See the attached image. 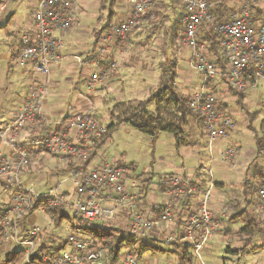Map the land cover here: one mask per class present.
I'll list each match as a JSON object with an SVG mask.
<instances>
[{"label":"built area","instance_id":"built-area-1","mask_svg":"<svg viewBox=\"0 0 264 264\" xmlns=\"http://www.w3.org/2000/svg\"><path fill=\"white\" fill-rule=\"evenodd\" d=\"M77 1H37L32 13L35 33L24 30L20 35L21 47L17 62L21 66L33 63L34 74L38 78L33 80L30 94L21 108L1 126L0 144H12L27 126L45 123L42 109L51 84L50 67L59 64L62 58L59 52L61 42L55 36V31L64 32L71 27L72 9ZM260 1L243 0L239 11L229 20H214L208 0H178L184 9L180 42L194 51L190 66L201 78V86L187 97V105L202 120L210 154L216 151V143L227 137L234 128V122L211 93L210 82L221 76V71L206 57V44L199 42L197 31L206 24L219 36L227 60L225 83L237 92H244L250 83L256 84L259 79L264 80V23H258L255 18V9ZM127 3L130 13L125 20L111 25V38H125L136 28L152 0H127ZM99 61L93 62L96 70L87 82L88 89L107 79L110 70L116 68V62H109L105 66L100 65ZM57 124L58 128L45 132L40 139L27 142V136H23L24 141L17 145L15 158H0V178H6L14 185L9 209L0 217V228L5 243L18 246V250L22 251L23 259L20 264H138L133 248L112 263L108 261L107 253L99 243L92 242L83 235L71 233L59 242L55 238L42 236L44 231L39 227H32L25 235L21 230L22 221L34 208L53 211L61 205L72 206L75 214L87 223L101 219L107 226H117L115 223H119L117 227L145 238L162 223L174 227V211L183 208L191 198L197 200L184 218L185 225L180 240L192 247L200 264H205L201 251L208 239L219 230V223L213 218L210 206L214 187L212 182L203 188L198 181L184 180L179 175L170 176L164 181L169 184L167 198L156 217H149L140 209L141 194L139 196L128 190L125 184L127 169L121 165L104 163L95 168L88 166L83 170H71L68 174L76 185V199L71 203L68 202L67 193L58 189L59 184L44 193L22 184L19 172L31 163L26 146L39 144L42 151L63 159L77 158L79 162H84L96 140L106 132V126L99 123L94 110L90 108L66 111ZM217 153L218 156L229 159L237 155V149L232 146ZM209 175H212L211 169ZM257 198L258 208L264 213V187L258 189ZM103 201L107 203L103 204ZM127 218L128 226H123L122 222ZM41 237L45 242H40ZM166 240L173 241L170 232L167 233ZM52 241L60 245L58 251L54 249Z\"/></svg>","mask_w":264,"mask_h":264},{"label":"rangeland","instance_id":"rangeland-1","mask_svg":"<svg viewBox=\"0 0 264 264\" xmlns=\"http://www.w3.org/2000/svg\"><path fill=\"white\" fill-rule=\"evenodd\" d=\"M33 2L35 0H3L2 2L0 9V76L4 68L7 67V59L3 56L4 53L8 52L10 41L14 40L15 37H20L24 26H27L28 20L30 23L33 21ZM260 3L264 4V0H261ZM95 12L93 9H89L86 17L78 15L77 19H74L71 26V31L75 32L74 37L71 36L74 40L81 38L78 37L79 32L87 31V29H91L96 25V18L92 15ZM5 32L9 34L5 36ZM159 37L162 38L161 31L159 32ZM161 46L159 44H157V47L153 44L144 45V43L140 44L134 40L132 42V55L134 56L127 54L124 59L116 57V62L120 65V76L115 77L109 82L108 79H105L98 83L97 86H94V89L92 88V95L96 97V100L92 102V107L86 109L90 108L94 110L96 118L101 125L107 126L110 123L108 112L116 102L130 99L145 100L149 98L150 90L155 89L159 82V64L165 60L175 58L179 66L178 68L182 70L186 69L184 71L187 74V79L190 76L189 80L191 83L189 85L186 84L187 80L184 73L178 72L177 76V86L183 94L187 95L186 97H188L190 92L192 93L199 89L201 86L200 75L190 66L188 61L191 49L179 44V50L175 52V46L170 44L169 40H163ZM206 57L211 60L207 54ZM99 64L101 65L100 62ZM22 68H15L19 75L12 79L13 86L9 87L7 94L1 98L4 101L5 109L10 110L11 105H15L16 101L24 97L27 92L30 75L29 73L24 74L26 72ZM95 70L96 67L87 70L85 68L84 71L75 76L78 91H86L87 76L91 75ZM212 81L216 83V86L211 87V93L216 96L219 103H228V111L226 113L231 117L235 125L233 130L223 139V143H221V147L219 146V148L225 150L234 146L237 149V155L234 158H222L218 156L217 151L210 154L207 138L199 136L202 132L198 134V130L200 129L199 121L192 117L187 127L185 126V132L187 134L186 137L191 138H188V140H192L194 144L181 147L176 146L175 138L169 132L159 131L156 135L152 136L140 132L127 123L117 125L106 144L102 146L97 152L96 158L90 163V168H95V164L100 165L104 163L121 165L126 169L127 167L132 168L133 178L128 179L127 182L129 184L135 182L140 185L134 190L139 196L143 188L141 185H144V182L149 178L151 179V183L149 182L151 188L155 187L160 180L168 179L172 175H179L184 180L198 181L197 183L201 186L202 182H200V179L205 181L206 186L212 182L214 184L213 191H216L214 195L216 204L220 200L219 204L222 210L224 209L228 215L223 219L224 222L221 224L225 232L221 233L222 226H220L215 236L209 238L208 244L204 245L201 251L204 263L264 264V244L251 250L252 246L264 242V232L262 236H260L259 232L253 236H249L248 234L250 243L244 247L243 238L246 233L243 229L245 223L239 217L231 218L232 213H235V211L246 210L248 220L253 219V223H256L258 226L264 223V221L255 216L259 211L261 212L258 208L259 202L258 198H256V193L253 192L251 194L253 204L248 207L244 201L246 194L243 195L242 188L245 176L250 178L261 167H264V141L261 138L263 135L264 104L258 105L259 115L250 121L245 118V113L242 111L240 105L236 103V99L234 101L231 99L232 96L227 84H224L219 76L212 79ZM211 82L210 84L212 85L213 83ZM59 83L63 88L61 92H65L69 104L73 94V91L69 87V82L64 80L63 77ZM221 83L222 85L224 84L222 88L219 86ZM49 91L48 94H50ZM57 92L59 93V91ZM258 98L264 102V90L259 92ZM67 108L69 109L66 111H76L72 107ZM154 108V103H150L146 106L145 110L148 113H152ZM250 111L257 110L250 108ZM42 126L43 124L37 126L29 125V127L36 130ZM192 126L194 129L191 128ZM195 132L198 134L196 137L193 136ZM256 137L260 138L263 143L261 148L256 143ZM75 160L74 164L76 162L79 163L77 158ZM210 169L212 175H209ZM19 177L21 183L26 184L24 182L25 180L28 181V177H24L23 174H20ZM57 184H59V190L67 193L69 203L76 199V185L72 178L69 177V174L65 172L57 173L56 179L46 180V182L35 180L32 185L27 184V186H32L36 192L44 193L50 187ZM256 209L258 212H256ZM32 211L37 214L35 215L36 224L44 231L42 236L55 238L59 242L71 233L83 235L89 239L94 238L91 232L83 231L81 228L86 225L98 228L106 224L103 219L87 223L81 216L75 214L72 206L63 207V210L60 209L56 218H52L45 210L34 208ZM111 222L114 224L113 220ZM128 222L127 218L122 222L123 226H128ZM115 224L119 226V223ZM123 235L126 238H135L136 242L133 246L127 245L121 248L120 255H124L127 250L133 248L138 264H180L182 254L173 243L167 242L166 236L164 239H160L156 234L150 233L147 237L140 238L139 236L130 234L128 229H123ZM18 249V246L5 243L0 250V264H6V260ZM184 262L185 264H200L192 249L190 251V259H185Z\"/></svg>","mask_w":264,"mask_h":264},{"label":"crops","instance_id":"crops-1","mask_svg":"<svg viewBox=\"0 0 264 264\" xmlns=\"http://www.w3.org/2000/svg\"><path fill=\"white\" fill-rule=\"evenodd\" d=\"M38 0H35L32 4V11H34ZM243 0H208L211 6V11L213 15H215L219 20H229L234 14H236L241 6ZM3 0H0V9L2 7ZM89 9H93L96 11L92 14L96 18V25L91 29H87V31L79 32L77 35L81 37L79 39L74 40L71 36L75 35V32L71 31V27L66 31H55V36L59 38L61 45L59 52L62 56L61 61L57 65H51L50 67V79H51V87L50 91L45 99V103L43 106L44 116L46 117L45 123L41 128L38 130L27 126L20 136L16 139L15 142L12 144L3 143L0 144V158H15L17 155V145L22 144L24 140H22L23 136L26 137V141L36 140L42 138L45 132L50 131L52 129L58 128L57 122L61 120L64 115L66 114V110L69 109L67 107H72L75 110H84L88 107H92V102L96 100V97L92 95L93 89H87L86 91H78L77 90V82L75 81V76L78 73L84 71V69H92L95 68L93 62L99 61L101 65L107 66L109 62H116L117 58L124 59L126 55L133 54V47L132 42L135 40L138 41L140 44L144 45H161L163 44V40H169L170 44L175 46V52L179 50L178 45L182 46L183 44L180 42L181 32H182V22L181 17L184 13L183 7L180 5L178 0H152V3L149 9L143 14L140 22L138 23L137 27L131 30L125 38H111L109 36L110 27L112 24L123 21L130 13V7L127 3V0H78L75 2L74 7L72 9L73 21L77 19L78 15H83L86 17L87 11ZM114 18V20H113ZM255 18L257 19L258 23H264V4L258 3L255 9ZM30 19V18H29ZM72 21V23H73ZM27 26H24V30L29 32L35 33L34 22L27 21ZM72 26V24H71ZM23 30V31H24ZM162 33V38L159 37V32ZM209 28L206 24H203L199 27L197 31V39L199 42L206 44L205 38L208 37ZM9 33H4V35H8ZM74 37V36H73ZM102 41V42H101ZM11 43L8 45V52L4 53V56L7 59V67L4 68L1 76H0V128L3 123L10 118L14 113H16L21 106L26 101L27 97L31 91V85L33 80L37 79L38 77L34 74V65L33 63H28L24 66L19 65L17 62V55L18 51L21 47L19 37H15L14 40L10 41ZM182 44V45H181ZM185 46V45H184ZM189 48V47H188ZM220 54H223V48L221 44L218 45ZM99 49V51H98ZM104 52H102V50ZM191 49V48H190ZM102 52V54H100ZM193 50L191 49L190 56L188 58L189 64L191 61V57L193 55ZM134 56V55H132ZM224 59L226 60L224 54ZM132 58V57H131ZM227 61V60H226ZM214 62V61H213ZM117 64V62H116ZM119 63L115 69L110 70L108 76V82L115 77L120 76L119 72ZM24 67V68H22ZM177 65V76L178 72H182L185 74L186 69L182 70L178 68ZM15 68H22V70L30 75L27 92L24 97H21L16 101L15 105H11V109H5L4 101L1 100L3 96L7 94L9 87L13 86L12 79L15 78L17 75V70ZM192 69V68H191ZM193 70V69H192ZM92 74V73H91ZM90 76H87V82L90 79ZM186 76V84H190V76L187 79ZM64 77V80L69 82V87L73 91L71 101L67 102L65 92H61L63 90L61 84L59 83ZM220 77V76H219ZM221 79V77H220ZM213 83L211 87H215L216 83ZM224 84L225 81H223ZM222 83L219 85L222 88ZM87 85V83H86ZM98 83L95 84L97 86ZM228 87V86H227ZM228 90L230 91L229 87ZM264 90V80L259 79L256 84L250 83L244 92H239L242 98V103L246 106V108L250 111V108H254L257 111H250L255 112L257 115L259 112L258 105L264 104L263 101H260L258 98V94L260 91ZM59 91V93L57 92ZM231 93V99L234 101L236 97ZM191 92L188 94V96ZM185 95V94H184ZM257 97H256V96ZM187 96V95H185ZM257 98V100H256ZM66 99V100H65ZM65 100V101H64ZM237 101V100H236ZM238 103V101L236 102ZM223 109L227 112L228 110V103H222ZM71 109V108H70ZM243 111V110H242ZM244 112V111H243ZM245 113V112H244ZM262 113V112H261ZM256 115V116H257ZM264 117V116H263ZM245 118L246 114H245ZM264 121V118H263ZM200 129L198 130L199 136H204L206 138V134L204 129L202 128V123L199 122ZM235 126V125H234ZM191 128L194 129L192 126ZM203 129V130H202ZM36 130V131H35ZM233 130V129H232ZM231 130V131H232ZM204 132V133H203ZM195 132V135H198ZM262 140L264 141V126H262ZM197 139V138H195ZM260 139V138H259ZM190 140V139H189ZM191 141V140H190ZM107 142V141H106ZM105 142V144H106ZM221 143H223V139L216 143V151L222 150ZM104 144V145H105ZM103 145V146H104ZM30 152L31 156V163L25 169H22L19 172V175L23 174L24 177H28V181L25 180L24 183L32 185L35 180H40L42 182H46V180L56 179L57 173L65 172L68 174L67 171V163L68 162H75V159L71 158H61L59 156L52 155L46 151H42L41 146L39 144L28 145L26 146ZM96 158V157H94ZM230 159V158H229ZM93 160L91 161V163ZM90 166V165H89ZM95 166H99V164H95ZM128 174L125 177V184L130 192H135V188H138L140 185L138 183H128V179H132V168H128ZM258 180L263 182L264 187V167H261L256 173ZM253 174V175H254ZM252 175V176H253ZM36 177V178H32ZM164 180H160L155 187L151 188L149 182L151 183V179L149 178L147 181L144 182V185H141L142 193L140 197L139 207L143 211V213L149 217H156L159 213V208L162 206L163 201L167 198L166 192L168 190L169 184L164 182ZM196 179V178H195ZM202 182V187H206L205 181L200 179ZM13 183L1 177L0 178V216L4 215L5 212L9 209L10 203V196L11 191L13 189ZM214 190V189H213ZM216 191H212V199L210 201V206L213 212V218L219 223V227L222 226L223 219L228 215L225 213L224 209L222 210L221 205L219 203L216 204L215 195ZM115 195V194H113ZM257 198V192H256ZM106 204V201L102 202ZM196 200H192V198L188 201L183 208L179 209V211H174V215L176 218V223L174 227H171L168 223H162L160 227L154 228L150 233L156 234L159 238L164 239L167 233H171L173 237V245L176 247L177 250L182 254L180 257V264H185V259H190V256H185L182 252V249L185 246H189L188 251L190 253L192 247L188 243H184L180 240L182 236V230L185 225V216L190 212V210L194 207ZM34 211V210H33ZM30 212L26 215L22 221L21 230L26 235L28 234L29 230L32 227H39L36 224V217L34 212ZM256 212L257 209H256ZM235 213H237L235 211ZM235 213H232L231 218ZM256 217L260 218L261 221H264V213L260 212L256 215ZM251 217V216H250ZM234 218V217H233ZM241 219V218H240ZM253 220V219H252ZM254 221V220H253ZM102 222V221H101ZM103 223V222H102ZM104 226V225H103ZM244 232L246 235L243 238L244 247L250 243L249 236H253L259 232L260 236L263 235L264 232V223L260 224L259 226L254 223L253 225L244 226ZM40 228V227H39ZM218 230L214 232V234L210 237L213 238ZM224 227L222 226L221 233H224ZM174 233V234H173ZM249 234V236H248ZM206 242V245L208 244ZM40 242H45L43 237L40 238ZM264 244L260 243L251 247V250H254L258 246H262ZM242 247V249H244ZM185 256V257H184ZM190 264V263H189Z\"/></svg>","mask_w":264,"mask_h":264},{"label":"trees","instance_id":"trees-1","mask_svg":"<svg viewBox=\"0 0 264 264\" xmlns=\"http://www.w3.org/2000/svg\"><path fill=\"white\" fill-rule=\"evenodd\" d=\"M213 18L214 20H218L215 15H213ZM205 40L206 54L210 57L212 62L214 61L213 63H215L221 71V79L226 82L224 74L227 69V61L224 59L223 54H220L218 48V45L220 44L219 36L209 29L208 37H206ZM159 68V82L155 89L150 90L149 98L145 100L130 99L127 101L116 102L108 112L110 123L106 126V132L96 140L93 150L84 162H76V164H74L75 162L71 161L67 163L68 172L76 168H81L82 170L86 169L96 156L97 152L108 140L112 131L116 129L117 125L123 123H127L140 132L152 136L156 135L159 131L169 132L175 138L177 147L194 144L192 140H188L190 137H186L187 134L185 130L189 121L192 120V117L193 119H197L200 123H202V120L188 107L187 97L177 86V61L175 58L165 60L159 64ZM228 87L232 94L236 97L241 109L245 112L247 119L250 121L254 119L257 114L255 112H250L242 103V94H239V92L230 86ZM150 103H154L155 105L152 113H148L145 110L146 106ZM256 143L259 148L262 147L263 143L261 142V139L256 137ZM242 186L243 195L246 194L244 201L249 207L253 204L251 194L253 192L256 193L260 187H263V182L258 180L257 174H254L250 178L245 176ZM60 209L63 210V205L57 207L53 211L47 209L46 212L50 214L52 218H56ZM233 217L241 218L247 226L254 224L252 219L248 220L246 210L235 213ZM81 229L92 233L94 236V238H91L92 242L99 243L101 245L107 253L108 261L112 263L119 259L121 248L127 245L133 246L136 242L135 238H126L123 235V229L117 226L104 225L97 228L92 227V225H86ZM52 243L56 251L61 248L60 245L55 244V241H52ZM4 244V236L0 228V250ZM43 248L44 247H42V249ZM188 248L189 246H185L182 249L185 256H190ZM22 259L23 253L18 250L11 254V256L6 260V264H18Z\"/></svg>","mask_w":264,"mask_h":264},{"label":"bare ground","instance_id":"bare-ground-1","mask_svg":"<svg viewBox=\"0 0 264 264\" xmlns=\"http://www.w3.org/2000/svg\"><path fill=\"white\" fill-rule=\"evenodd\" d=\"M102 42V41H101ZM22 261V260H21Z\"/></svg>","mask_w":264,"mask_h":264}]
</instances>
